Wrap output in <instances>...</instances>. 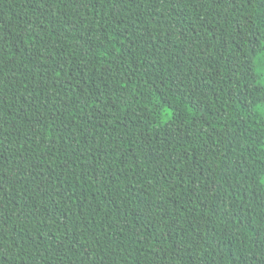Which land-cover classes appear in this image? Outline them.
I'll return each mask as SVG.
<instances>
[{
  "label": "trees",
  "instance_id": "obj_1",
  "mask_svg": "<svg viewBox=\"0 0 264 264\" xmlns=\"http://www.w3.org/2000/svg\"><path fill=\"white\" fill-rule=\"evenodd\" d=\"M261 0H0V264H264Z\"/></svg>",
  "mask_w": 264,
  "mask_h": 264
},
{
  "label": "snow or ice",
  "instance_id": "obj_2",
  "mask_svg": "<svg viewBox=\"0 0 264 264\" xmlns=\"http://www.w3.org/2000/svg\"><path fill=\"white\" fill-rule=\"evenodd\" d=\"M261 3L264 4V0H261ZM264 47V45H262ZM259 78V82L256 85L255 90L259 91L261 88H264V57H261V67L258 69V71L253 75V80H256ZM262 113H264V108L260 109ZM262 151H264V148H262ZM4 179L3 175L0 174V181ZM261 183L264 184V179L261 180ZM3 194V188L0 187V195ZM4 236L0 234V242H3Z\"/></svg>",
  "mask_w": 264,
  "mask_h": 264
}]
</instances>
